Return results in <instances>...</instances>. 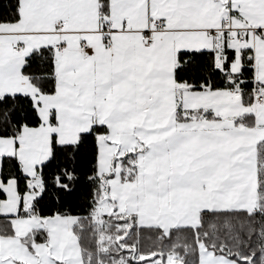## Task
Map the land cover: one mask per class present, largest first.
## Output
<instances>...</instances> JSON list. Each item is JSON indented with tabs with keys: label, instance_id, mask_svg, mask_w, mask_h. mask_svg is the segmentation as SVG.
<instances>
[{
	"label": "snow or ice",
	"instance_id": "obj_1",
	"mask_svg": "<svg viewBox=\"0 0 264 264\" xmlns=\"http://www.w3.org/2000/svg\"><path fill=\"white\" fill-rule=\"evenodd\" d=\"M0 264H264V0H0Z\"/></svg>",
	"mask_w": 264,
	"mask_h": 264
}]
</instances>
